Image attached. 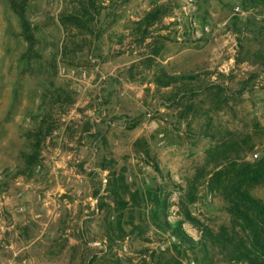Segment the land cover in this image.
Returning <instances> with one entry per match:
<instances>
[{
  "label": "rangeland",
  "instance_id": "374dc122",
  "mask_svg": "<svg viewBox=\"0 0 264 264\" xmlns=\"http://www.w3.org/2000/svg\"><path fill=\"white\" fill-rule=\"evenodd\" d=\"M254 1L0 0V264H195L145 191L194 239L230 224L206 150L264 153ZM251 192L264 203V184Z\"/></svg>",
  "mask_w": 264,
  "mask_h": 264
},
{
  "label": "trees",
  "instance_id": "16d2710c",
  "mask_svg": "<svg viewBox=\"0 0 264 264\" xmlns=\"http://www.w3.org/2000/svg\"><path fill=\"white\" fill-rule=\"evenodd\" d=\"M13 8L21 17L23 27L26 26L23 7L14 4ZM25 38L29 42L34 39L30 32L26 33ZM187 79L193 77L162 72L155 77V82L168 86ZM210 86L216 89L215 94L220 97L223 88L219 84ZM37 145L38 141L33 144ZM252 148L253 144L249 146V149ZM240 150L241 144L238 141H223L206 150L207 162L211 163L206 188L224 201L223 209L230 215V224L220 225L217 230L204 227L200 229L201 235L198 239L188 235L181 228V223L168 222L164 215L165 203L160 201L154 189L145 191L152 203L155 217H160V227L169 231L176 239L173 248L176 251L179 248L192 251L195 264H217L214 258L216 254H220L223 261L228 263L264 264V203L251 192L252 187L264 184V153L253 161L245 160L239 154L231 156V152L239 153ZM192 189L193 187L190 191ZM183 215L193 225L196 223L195 218L186 209L183 210ZM196 252L201 253L200 259L197 258ZM166 264L183 263L171 257Z\"/></svg>",
  "mask_w": 264,
  "mask_h": 264
}]
</instances>
